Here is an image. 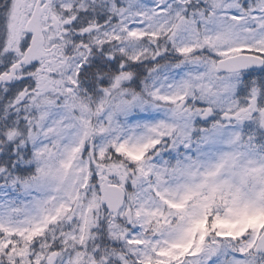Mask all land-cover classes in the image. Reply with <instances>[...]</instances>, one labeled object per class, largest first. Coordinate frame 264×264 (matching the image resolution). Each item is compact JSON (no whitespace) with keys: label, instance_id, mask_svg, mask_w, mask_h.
Here are the masks:
<instances>
[{"label":"snow or ice","instance_id":"snow-or-ice-1","mask_svg":"<svg viewBox=\"0 0 264 264\" xmlns=\"http://www.w3.org/2000/svg\"><path fill=\"white\" fill-rule=\"evenodd\" d=\"M0 264H264V0H0Z\"/></svg>","mask_w":264,"mask_h":264}]
</instances>
